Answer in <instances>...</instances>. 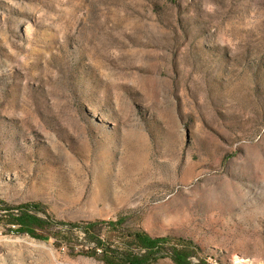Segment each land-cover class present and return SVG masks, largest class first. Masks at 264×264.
I'll return each mask as SVG.
<instances>
[{"label": "rangeland", "instance_id": "obj_1", "mask_svg": "<svg viewBox=\"0 0 264 264\" xmlns=\"http://www.w3.org/2000/svg\"><path fill=\"white\" fill-rule=\"evenodd\" d=\"M0 216V264H108L60 221L264 264V0H0Z\"/></svg>", "mask_w": 264, "mask_h": 264}, {"label": "trees", "instance_id": "obj_2", "mask_svg": "<svg viewBox=\"0 0 264 264\" xmlns=\"http://www.w3.org/2000/svg\"><path fill=\"white\" fill-rule=\"evenodd\" d=\"M33 209L38 208L30 203H21L17 206L6 205L5 208L2 209L5 211L2 215L4 217L2 218H4L8 224L15 227V229H12L13 231L41 237L36 233L37 228L42 229L47 225H53L54 222L33 213ZM56 223V226H62L60 233H63L64 237L74 234V228L83 231L86 238L93 243L91 248L84 253L95 257L103 256L108 264H150L162 257L158 254L171 242V237L169 236L154 237L145 231H137L128 234V237L134 240L139 249L144 251L143 253H139L131 250L126 244H124L123 247L120 245L112 246L106 243L95 230L102 223L101 221H60ZM107 223L109 226L117 229L122 221H109ZM44 239H49V237L46 236ZM62 243L64 242L61 241L60 244ZM180 244H173L170 247L173 261L176 264H194L190 260V257L194 254L191 245L182 239H180ZM117 259H120L121 262L117 261Z\"/></svg>", "mask_w": 264, "mask_h": 264}]
</instances>
